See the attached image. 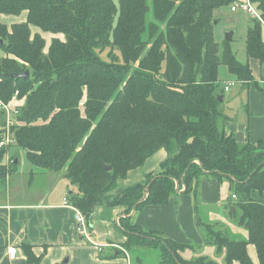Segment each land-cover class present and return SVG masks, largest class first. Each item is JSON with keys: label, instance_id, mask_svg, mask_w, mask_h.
<instances>
[{"label": "trees", "instance_id": "obj_1", "mask_svg": "<svg viewBox=\"0 0 264 264\" xmlns=\"http://www.w3.org/2000/svg\"><path fill=\"white\" fill-rule=\"evenodd\" d=\"M234 1L119 0L118 6L115 0H0V14H26L11 26L0 22L6 54L0 56V99L10 103L18 92L25 100L13 129L15 147L26 150L32 165L64 172L75 189L69 201L87 220L98 206L139 213L169 203L181 184L197 194L208 174L229 176L238 195L232 218L248 239L208 227L206 243L225 253V264H254L248 252L254 245L264 264V205L252 197L264 193V142L239 145L226 134L231 119L218 87L222 64L239 81H254L230 41L220 55L215 39L214 11ZM252 2L263 22L248 32L247 55L264 65V0ZM34 28L66 40L54 39L45 52L46 41ZM26 71L28 78L12 77ZM161 150L167 158L160 176L123 185ZM7 153L0 149V188L16 168L15 161L3 163ZM121 224L127 250H158L161 264H218L208 257L185 261L180 252L190 245L144 231L131 218ZM24 250V264H41L30 246Z\"/></svg>", "mask_w": 264, "mask_h": 264}, {"label": "crops", "instance_id": "obj_2", "mask_svg": "<svg viewBox=\"0 0 264 264\" xmlns=\"http://www.w3.org/2000/svg\"><path fill=\"white\" fill-rule=\"evenodd\" d=\"M17 18L25 21L22 15ZM247 63L253 71L254 81L243 83L235 78L237 85L232 86L234 81L227 82L223 89L226 91L223 107L231 119L225 131L239 145L264 142V65L254 59H248ZM24 102L20 100L19 104L23 106ZM2 126L1 123L0 132ZM13 147H4L8 153L3 163L9 165L15 161L16 168L2 186L6 191L0 188V264H24L26 245L41 258V264H161L159 255H155V259L148 257L147 249L125 248L127 232L121 224L125 218H131L144 231H157L176 244L190 245V249L180 252L185 261L208 257L218 264H225V253H219L206 243L208 227L227 229L236 238L248 239V232L232 218L231 210L238 195L234 193L231 177L219 180L209 174L200 180L197 194L186 192V186L181 184L182 189L170 198L169 203L149 206L139 213L132 211L127 215L124 207H96L91 220H87L88 236L83 237L77 230L75 210L65 205L66 201L70 203L69 195L75 189L64 172L32 164L30 168L22 165L19 170V161L10 157ZM166 158L167 153L159 151L144 167L131 171L123 185H143L148 176L153 179L160 176V165ZM30 197L34 199L30 200ZM252 197L264 205V193L254 192ZM90 232L93 237H89ZM10 248L17 250L15 260L9 257ZM254 248V245L248 246L249 255L251 257L252 250L253 263L260 264Z\"/></svg>", "mask_w": 264, "mask_h": 264}, {"label": "rangeland", "instance_id": "obj_3", "mask_svg": "<svg viewBox=\"0 0 264 264\" xmlns=\"http://www.w3.org/2000/svg\"><path fill=\"white\" fill-rule=\"evenodd\" d=\"M115 2L119 6V0H115ZM232 4L224 5L222 7L216 8L214 11L215 39L217 43L220 45V55H222L224 42L227 41L226 40L227 34H229L230 32H234V36L232 40L230 41V45L233 50V53L235 54V56L241 63H247L249 59L247 55L248 32L250 28L254 27L255 21H259V20L252 18L250 15H248L247 13L243 11L233 12L231 10ZM22 16H24V19L26 20V14H23ZM0 22L10 25L11 23L23 22V21H20V18H17L16 16H7V15L0 14ZM33 33L40 34L45 39L46 41L45 52L48 51V48L54 39H58L61 41L66 40V36L64 34H52V33L41 31L37 28L33 29ZM261 35H262V41L264 43V24L261 27ZM109 51L110 50H108L103 55L104 58H106ZM5 55H6L5 52L0 48V56L4 57ZM235 78L237 77L229 71L226 65L224 64L220 65L219 83H218V87L220 88V90H223L225 86L227 85V82L234 81ZM231 83H232V86L238 84L237 81H234ZM224 93H226V91H224ZM9 153L12 159L14 160L17 159L19 161V167H18L19 170L22 167V165H25L29 168L31 167V163L28 162L26 158V150L24 148L13 147L11 148ZM29 199L33 200L34 198L30 197ZM91 236H92V233L90 232L89 237ZM148 254H149L148 256L149 258H154V259H155V255H160L158 250H148ZM250 254H251V257L254 256V252L252 250L250 251ZM255 254L257 257L256 250H255Z\"/></svg>", "mask_w": 264, "mask_h": 264}, {"label": "built area", "instance_id": "obj_4", "mask_svg": "<svg viewBox=\"0 0 264 264\" xmlns=\"http://www.w3.org/2000/svg\"><path fill=\"white\" fill-rule=\"evenodd\" d=\"M231 10L233 12L237 11H243L250 15L252 18L259 20L260 22H263L262 16L259 12V10L256 8L255 4L252 2V0H235L231 6ZM229 85L227 86L226 90H228ZM19 95L18 92L15 94V98L10 103H4L0 99V114L2 117V129L0 132L1 138H0V148L9 147V146H15L16 145V138L14 137V128L19 124L18 122V114L20 112V108L22 105L19 104L20 99L17 98ZM234 199H236V196H233ZM65 205L69 208H72L76 212V221H77V230L78 233L83 236H88V222L86 216L76 209L74 206H72L71 203L68 201L65 202ZM17 255V250L15 248L9 249V257L11 260H15Z\"/></svg>", "mask_w": 264, "mask_h": 264}, {"label": "water", "instance_id": "obj_5", "mask_svg": "<svg viewBox=\"0 0 264 264\" xmlns=\"http://www.w3.org/2000/svg\"><path fill=\"white\" fill-rule=\"evenodd\" d=\"M233 35H234V32H230L229 34H227L226 40L227 41H231L232 38H233ZM0 44H3V41L2 40H0ZM29 76H30V72L29 71H26L24 74H20V73H14V74H12V77H14V78H28ZM220 101H223V96H220ZM107 169L108 170H111V167L110 166L109 167L107 166ZM177 186H179V184ZM146 196H147V192H146V194L144 196V199H145Z\"/></svg>", "mask_w": 264, "mask_h": 264}]
</instances>
